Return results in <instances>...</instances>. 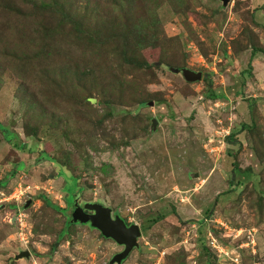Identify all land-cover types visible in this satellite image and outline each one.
Masks as SVG:
<instances>
[{
    "label": "rangeland",
    "instance_id": "rangeland-1",
    "mask_svg": "<svg viewBox=\"0 0 264 264\" xmlns=\"http://www.w3.org/2000/svg\"><path fill=\"white\" fill-rule=\"evenodd\" d=\"M0 124V264H264V0H8Z\"/></svg>",
    "mask_w": 264,
    "mask_h": 264
},
{
    "label": "water",
    "instance_id": "water-1",
    "mask_svg": "<svg viewBox=\"0 0 264 264\" xmlns=\"http://www.w3.org/2000/svg\"><path fill=\"white\" fill-rule=\"evenodd\" d=\"M170 70L180 73L188 82L199 81L202 78L201 71H195L187 67H170ZM155 124L156 120L153 118L152 126L155 127ZM29 203L30 200L24 206L27 207ZM70 220L80 224L88 223L92 228L97 229L104 238L111 239L118 245L123 246L121 251L111 257L108 264H120L138 246V238L141 235L138 224H127L118 214L112 216L111 208L101 203L85 202L79 205L77 201H74ZM29 255L30 252L28 250H22L14 256V259L27 258Z\"/></svg>",
    "mask_w": 264,
    "mask_h": 264
},
{
    "label": "trees",
    "instance_id": "trees-1",
    "mask_svg": "<svg viewBox=\"0 0 264 264\" xmlns=\"http://www.w3.org/2000/svg\"><path fill=\"white\" fill-rule=\"evenodd\" d=\"M7 1L8 0H0V5L4 8L5 6H6V4H7ZM69 21L70 22H73V20L71 19V18H69ZM80 22V21H79ZM78 22V20H76L75 21V24L76 25H78V24H80ZM60 24H62V21L60 22ZM257 51H260L258 48H252V54H255ZM122 53H123V55H125L124 54V50L122 51ZM141 65H147V62L144 60V61H142V63L140 64V65H138V66H141ZM143 103H145V101L144 100H141L140 101V104H143ZM0 126H1V124H0ZM5 138H7V137H5ZM25 143H23V145H24ZM40 153L41 154H43V156H46V158H49L48 156H47V154L43 151V152H41L40 151ZM53 161L54 162H57L58 163V168H63L64 170H65V164L63 163V162H60V161H58L57 159H53ZM104 168H106V165H102L101 166V170L102 171H104ZM43 199H44V196L42 197ZM45 200V203H46V205L47 206H49V207H51L52 209H54V210H57V211H59V207L57 206V205H55L54 203H51L49 200H46V199H44ZM125 222H126V220H124ZM127 223V222H126ZM72 224V221L70 220V215H69V217H67V219H66V221H65V228H63L60 232H59V234H58V239H60L61 237H62V235H64V233L66 232V230H67V228L70 226ZM128 224V223H127ZM130 224V223H129Z\"/></svg>",
    "mask_w": 264,
    "mask_h": 264
},
{
    "label": "flooded vegetation",
    "instance_id": "flooded-vegetation-1",
    "mask_svg": "<svg viewBox=\"0 0 264 264\" xmlns=\"http://www.w3.org/2000/svg\"><path fill=\"white\" fill-rule=\"evenodd\" d=\"M79 205H82L81 203H78ZM72 208H73V206H72ZM87 212H91V211H88V210H86ZM88 224V223H87ZM121 246V245H120ZM123 247V246H122Z\"/></svg>",
    "mask_w": 264,
    "mask_h": 264
}]
</instances>
